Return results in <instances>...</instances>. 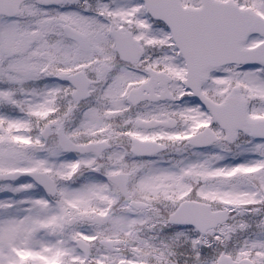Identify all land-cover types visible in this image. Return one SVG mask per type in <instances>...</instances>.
I'll use <instances>...</instances> for the list:
<instances>
[{"label": "snow or ice", "instance_id": "obj_1", "mask_svg": "<svg viewBox=\"0 0 264 264\" xmlns=\"http://www.w3.org/2000/svg\"><path fill=\"white\" fill-rule=\"evenodd\" d=\"M0 264H264V0H0Z\"/></svg>", "mask_w": 264, "mask_h": 264}]
</instances>
